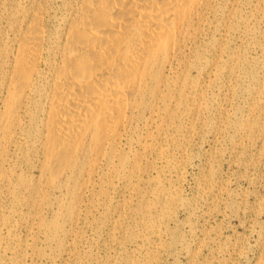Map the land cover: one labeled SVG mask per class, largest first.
Masks as SVG:
<instances>
[{
	"label": "rangeland",
	"instance_id": "374dc122",
	"mask_svg": "<svg viewBox=\"0 0 264 264\" xmlns=\"http://www.w3.org/2000/svg\"><path fill=\"white\" fill-rule=\"evenodd\" d=\"M65 1L0 0V264H248L264 230V0H213L175 63L182 82L157 101L138 172L160 169L178 193L163 211L145 194V223L124 178L55 183L40 146L4 131L17 33L35 5L58 16Z\"/></svg>",
	"mask_w": 264,
	"mask_h": 264
},
{
	"label": "bare ground",
	"instance_id": "6f19581e",
	"mask_svg": "<svg viewBox=\"0 0 264 264\" xmlns=\"http://www.w3.org/2000/svg\"><path fill=\"white\" fill-rule=\"evenodd\" d=\"M212 1L67 0L58 16L35 5L5 70L4 131L40 146V168L55 183L79 176L78 188L94 191L104 176L124 178L137 195L134 217L150 221L144 195L163 211L178 187L160 169L153 177L138 172L148 162L149 127L157 101L166 102L182 82L175 63ZM139 124L141 151L128 137ZM256 247L248 264H264V230Z\"/></svg>",
	"mask_w": 264,
	"mask_h": 264
}]
</instances>
